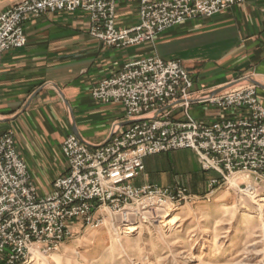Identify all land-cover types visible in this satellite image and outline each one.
I'll list each match as a JSON object with an SVG mask.
<instances>
[{"label": "built area", "instance_id": "2783aa9c", "mask_svg": "<svg viewBox=\"0 0 264 264\" xmlns=\"http://www.w3.org/2000/svg\"><path fill=\"white\" fill-rule=\"evenodd\" d=\"M119 1L18 0L0 12V86L4 53L27 45L24 23L30 17L81 9L90 15L92 37L123 48L153 43L175 25L247 0H138L139 22L132 27L118 25ZM239 82L219 90L197 89L179 59L151 55L127 62L95 85L92 94L97 101L122 104L132 123L115 127L104 143L68 136L63 153L69 169L46 196L39 195L15 134L0 135V256L6 264L49 256L75 235L77 223L98 227L106 213L121 216L124 229L131 231L142 218H161L166 205L173 209L192 200L186 186L133 184L150 156L190 148L204 170L218 174L209 180L211 188L242 179L238 191L258 197L264 187V104L256 84ZM176 101L185 109L182 119L167 110ZM194 103L239 114L205 122L190 113Z\"/></svg>", "mask_w": 264, "mask_h": 264}, {"label": "crops", "instance_id": "0c3cea01", "mask_svg": "<svg viewBox=\"0 0 264 264\" xmlns=\"http://www.w3.org/2000/svg\"><path fill=\"white\" fill-rule=\"evenodd\" d=\"M17 1L2 2L0 12ZM117 22L120 27L138 24L139 1L120 0ZM91 25L90 15L81 9L30 17L24 23L27 45L3 56L0 135L15 134L40 196L52 193L55 179L69 169L63 153L68 136L104 143L115 127L132 123L122 104L103 103L92 94L95 85L129 61L151 55L179 59L195 87L203 90L249 80L258 86L264 104V0H247L210 17L189 19L141 46L109 45L91 36ZM167 110L178 119L185 117L179 101ZM190 113L205 122L239 114L197 103ZM0 264H6L1 256Z\"/></svg>", "mask_w": 264, "mask_h": 264}, {"label": "rangeland", "instance_id": "374dc122", "mask_svg": "<svg viewBox=\"0 0 264 264\" xmlns=\"http://www.w3.org/2000/svg\"><path fill=\"white\" fill-rule=\"evenodd\" d=\"M147 160L134 185H180L194 195L159 211L170 210L175 219L142 218L129 231L121 216L106 213L98 227L77 223L72 238L31 264H264V187L258 197L238 191L242 179L211 188L209 180L218 174L204 170L190 148Z\"/></svg>", "mask_w": 264, "mask_h": 264}, {"label": "bare ground", "instance_id": "6f19581e", "mask_svg": "<svg viewBox=\"0 0 264 264\" xmlns=\"http://www.w3.org/2000/svg\"><path fill=\"white\" fill-rule=\"evenodd\" d=\"M234 185V184H233ZM261 201H264V197L261 199ZM258 205H260V204H258ZM172 217V218H171ZM175 217L176 216H172V213H171V211L170 210H165L163 213H162V216H161V222H164V221H167V220H169V221H171V220H173V219H175Z\"/></svg>", "mask_w": 264, "mask_h": 264}]
</instances>
